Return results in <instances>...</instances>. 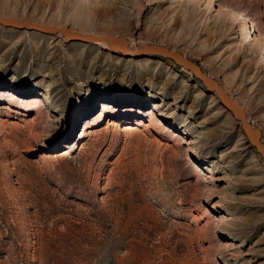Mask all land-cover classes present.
<instances>
[{"label":"rangeland","instance_id":"374dc122","mask_svg":"<svg viewBox=\"0 0 264 264\" xmlns=\"http://www.w3.org/2000/svg\"><path fill=\"white\" fill-rule=\"evenodd\" d=\"M0 14L180 51L264 144V0H0ZM0 264H264V158L174 59L0 23Z\"/></svg>","mask_w":264,"mask_h":264},{"label":"water","instance_id":"95a60500","mask_svg":"<svg viewBox=\"0 0 264 264\" xmlns=\"http://www.w3.org/2000/svg\"><path fill=\"white\" fill-rule=\"evenodd\" d=\"M0 23L18 28L28 27L30 29L40 30L47 33L63 32L66 38L69 40H82L92 42L105 40L110 48L115 51H121L127 55L136 54L137 56L142 57L154 54L174 59L179 64L192 69L195 75L204 82L207 90L210 93L215 92L217 94L222 103L227 108H229L233 112V115L240 121L242 128L249 137V140L264 158V144L261 140L262 132L249 120L247 113L241 103L233 95L227 92L221 86L219 80L211 76L198 61H194L193 59L185 56L182 52L174 50L167 45L158 43H148L134 49L129 46V43L125 39L117 35H97L94 33L80 31L71 27L70 25L40 23L19 17L5 16L1 14Z\"/></svg>","mask_w":264,"mask_h":264},{"label":"bare ground","instance_id":"6f19581e","mask_svg":"<svg viewBox=\"0 0 264 264\" xmlns=\"http://www.w3.org/2000/svg\"><path fill=\"white\" fill-rule=\"evenodd\" d=\"M123 39H125V38H123ZM125 40H126V39H125ZM126 41L129 43V41H128V40H126ZM159 123H160V122H159ZM159 123H158V124H159ZM161 123H162V122H161ZM115 124H116L115 122H113V123H110V125H112V126H113V125H115Z\"/></svg>","mask_w":264,"mask_h":264}]
</instances>
